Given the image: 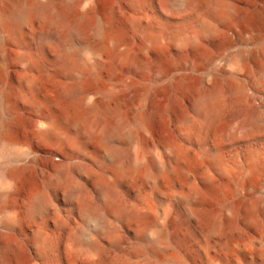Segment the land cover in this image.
I'll return each instance as SVG.
<instances>
[{"label": "rangeland", "instance_id": "rangeland-1", "mask_svg": "<svg viewBox=\"0 0 264 264\" xmlns=\"http://www.w3.org/2000/svg\"><path fill=\"white\" fill-rule=\"evenodd\" d=\"M66 1L56 0L55 4L63 8ZM117 10L118 22L123 23L125 9L117 6ZM27 13L30 16L27 15L24 24L20 25L19 34L23 46L28 47L25 49L29 50L27 62H30L39 43L35 32L54 31L63 38L66 28L57 27L59 25L32 11ZM73 14L70 16L72 20L75 18ZM149 14L141 15L143 28L155 26L162 29L165 43L176 31L190 24L189 21H178L162 8L160 15ZM188 28L183 29L179 44L187 40L191 24ZM60 38L48 40L45 51L54 57L68 54L74 63H77L75 59H80L82 64L78 63L86 71L82 72L83 68L78 65L80 69L71 68L74 65L69 66L70 69L56 65L37 69L32 73L33 83H36L34 88L21 91L18 90L20 84L15 79L13 63L16 43L10 40L8 29L0 22V122L7 116L12 126L10 132L0 137V193H5L0 198V231L15 229L21 235L13 244V264H154L155 261L159 264H264V247L238 249L234 245L235 241L245 240L248 236L258 238L263 229L256 222L248 228L242 224L237 228H218L207 235L195 219H191L192 232L181 219L183 199L191 193L198 177L211 169L209 162L199 155L197 147L182 148L178 158L170 160L171 151L162 142L164 137L175 140L176 144L180 142L182 124L178 114L184 104L182 97L178 100L177 110L170 114H155L146 140L126 138L124 143L105 136L112 117H101L99 110L105 107L117 110L118 106L122 111L123 107L125 110L133 108L140 96L124 100L119 97L129 95L132 79L148 81L151 85L158 83L151 69L170 59L177 61L176 46L165 44L163 49H156L143 43L140 32L128 29L122 49L132 58L126 60L117 58L105 47L101 48L100 37L92 27H87L83 43L71 37L62 44ZM223 55L227 56V51H223ZM99 59L100 63L96 64ZM133 67L137 68L136 74L131 69ZM78 82L85 85L87 94L86 91H73L72 84ZM83 96L85 99L82 100ZM262 104L260 107L251 98L245 113L264 116V100ZM90 105H94L93 110ZM43 115L52 118L60 128L61 134L51 141L39 139L34 132L36 122ZM213 135L214 141L223 145L228 143L218 130ZM113 145L118 148L122 145L129 154L135 155L133 162L123 155L113 157ZM233 145L243 149L257 147L262 162L252 179L256 190L246 192V196L249 200L264 197V139L257 143L254 139L244 142L238 137ZM222 161L223 173L219 182L226 191L225 195L230 197L234 195L228 183L235 173L233 161L228 154L222 156ZM58 162L67 166L64 171H56L55 163ZM13 168L20 170L15 175V184L10 185L4 180L5 173ZM100 183L112 184L114 195L111 197L98 191ZM14 188L16 192L11 198L10 189ZM33 190L46 195L47 207L43 211L38 208L30 211L28 205L35 193ZM85 206L105 218V228L101 232H94L95 221L86 215ZM116 206L130 215L122 218L115 213ZM171 216L177 220L172 226L168 222ZM11 217L13 220L8 226L5 221ZM59 217L64 219L66 226L55 222ZM36 230L42 232L43 238L49 239L48 251L36 243L39 242L35 240ZM173 232L180 245L164 247L161 244L162 249H150L152 242ZM90 240L96 241V248L88 244Z\"/></svg>", "mask_w": 264, "mask_h": 264}, {"label": "bare ground", "instance_id": "bare-ground-1", "mask_svg": "<svg viewBox=\"0 0 264 264\" xmlns=\"http://www.w3.org/2000/svg\"><path fill=\"white\" fill-rule=\"evenodd\" d=\"M55 1L0 0V22L8 29L10 40L16 43L14 57H12L13 63L15 62V79L20 84V87L17 86L18 90L19 88L21 91L24 88H28L27 90L34 88L36 83H33L32 73L37 69L53 65L63 68L76 65L71 68L80 69L81 67L82 72L86 71L79 65V63L82 64L79 62L80 59H75L77 63L79 62L77 64L75 60H73L75 63L71 62L73 58L68 54L62 53L54 57L45 51V43L48 40L61 37L57 34L58 37L54 31L35 32L34 35L39 40L37 51L32 56V60L27 62L30 53L25 49L27 46H23L25 44L21 41V34H19L20 25L24 24V19L29 15L27 12L32 11L39 16L46 17V20L49 19L51 23L59 25L57 27L66 28V35L59 41L62 44L71 37L83 43L87 27H92L100 37L99 46L107 48L117 58L127 60L132 56L122 49L128 29L140 32L143 43H148L156 49H163L165 44L171 47L176 46L177 61L170 59L151 69L152 76L159 80L158 83L151 85L148 81L132 79L129 83L131 87L129 95L125 94L120 96V99L118 98L124 100L127 97L132 99L140 96V100L133 108L125 110L121 107L123 105L121 103L119 105L124 111L120 110L119 106L117 107L119 110L115 108L109 110V107L101 106L103 108L99 110L101 117L105 119L112 117L105 136L116 139L117 142L118 140L124 142L126 138L146 140L147 133L152 129L155 114H170L172 110H177L178 100L182 97L184 104L178 114L182 124L180 142L176 144L175 140L168 137L162 138V142L171 151L170 160L177 159L182 148L189 145L197 147L199 155L209 162L211 169L198 177L191 193L183 199L180 208L182 209L181 219L187 224L189 232L194 230L191 219H195L207 235L212 234L218 228H237L239 224L248 228L256 222L257 226L263 229L258 238L248 236L245 240L235 241L234 245L238 249L250 246L264 247V197L249 200L246 196V192L256 190L252 179L257 175L262 162L259 159L260 154L257 147L243 149L241 146L233 145L238 137L244 142L254 139L257 143L264 139V132H262L264 131V116L261 113L253 115L245 113L251 98L260 107L264 100V0H68L63 8H58ZM117 6L125 9L123 13L126 19L123 23L118 22ZM161 8L166 13L175 16L180 22H190L191 29L184 44H179L181 33L183 29L185 31L189 29L190 24L186 26L187 28L176 31L166 43L162 38V29L159 30L155 26L143 28V14L150 12L151 15H160ZM71 13L75 14H73L75 17L73 20L70 19ZM223 51H227L228 55L224 56ZM2 54H4L3 51ZM99 63L100 59L96 64ZM131 69L135 73L137 68ZM75 84H72L74 86L72 88L76 89L71 88L73 91H86L85 85L81 82ZM84 93L87 94V91ZM119 102L124 103V101ZM92 106L94 107V105L89 107ZM98 107L95 108L99 109ZM5 118L0 122V137L10 132L12 128L10 118L7 116ZM51 119L43 115L36 122L34 132L39 139L51 141L61 134L58 124L52 122ZM216 130L222 133L228 143L223 145L213 140L212 133ZM121 146L119 148L112 146L113 157L119 158L123 155L129 162H133L135 155L129 154L128 150L126 151V148ZM225 154H228L233 161L235 171L234 176L228 181L234 191V195L230 197L225 195L226 191L219 182L223 173L222 156ZM262 155L264 157V153ZM55 164L56 171L67 167L62 162ZM18 170L20 169L13 168L5 173L4 180L7 184L11 185L15 182ZM11 189L8 195L13 198L16 191L15 188ZM98 191L112 197L114 186L100 183ZM3 195L5 193L1 192L0 198ZM45 196L38 192L31 195L29 199L31 202L29 201L30 205H28L31 208L30 211L34 208L43 211L47 207ZM215 206L219 207L216 209ZM114 211L124 219L130 215L119 206L114 207ZM85 212L95 221L94 232H101L105 228V218L95 211H90L88 207ZM59 218L55 222L64 226L66 224L64 219ZM12 220V217L8 218L5 224L9 226ZM168 222L172 226L177 223V220L171 216ZM36 232L37 239L35 240L39 241L36 243H40L41 247L47 250L49 239L43 238L40 230ZM171 234H166L157 242H152L150 249L153 251L156 248L162 249L161 244L164 247L180 245L179 241L178 243L176 241V235H173L174 232ZM18 236L21 235L15 229L10 232L0 231V264H13V244ZM88 244L92 248L97 246L94 240L88 241ZM16 253L15 251V255ZM154 264L159 263L155 261Z\"/></svg>", "mask_w": 264, "mask_h": 264}]
</instances>
